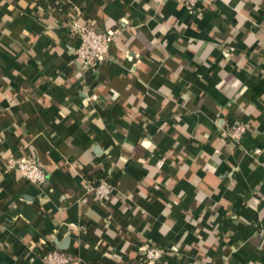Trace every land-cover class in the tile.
<instances>
[{
    "label": "crops",
    "instance_id": "obj_1",
    "mask_svg": "<svg viewBox=\"0 0 264 264\" xmlns=\"http://www.w3.org/2000/svg\"><path fill=\"white\" fill-rule=\"evenodd\" d=\"M70 22L118 30L114 61L84 70ZM149 245L160 264H264V0H0V264H145Z\"/></svg>",
    "mask_w": 264,
    "mask_h": 264
},
{
    "label": "built area",
    "instance_id": "obj_2",
    "mask_svg": "<svg viewBox=\"0 0 264 264\" xmlns=\"http://www.w3.org/2000/svg\"><path fill=\"white\" fill-rule=\"evenodd\" d=\"M179 4L185 6L192 14L204 4H214L218 0H176ZM67 28L77 38L78 45L74 48L75 60L86 71H98V68L103 64H108L114 61L112 55V46L115 37L119 33L118 30H106L95 23L77 24L70 22ZM90 100H99L98 96L94 95ZM250 128L243 122H235L232 125L223 127L222 136L232 140L235 143H240L244 136L249 132ZM254 155H261L263 149H256ZM9 165L15 167L18 172L28 180L29 183L45 188L48 178L45 171L38 165L34 157L26 154H21L19 157H11ZM114 184L107 180H101L98 183L88 184L86 189L91 192L95 199L99 202H104L109 198L114 190ZM143 261L145 264H160L167 252L164 249L155 246H147L141 249ZM34 259H37L41 264H77L75 256L58 250L52 251H37L34 254Z\"/></svg>",
    "mask_w": 264,
    "mask_h": 264
},
{
    "label": "water",
    "instance_id": "obj_3",
    "mask_svg": "<svg viewBox=\"0 0 264 264\" xmlns=\"http://www.w3.org/2000/svg\"><path fill=\"white\" fill-rule=\"evenodd\" d=\"M60 248H62V246H59Z\"/></svg>",
    "mask_w": 264,
    "mask_h": 264
},
{
    "label": "trees",
    "instance_id": "obj_4",
    "mask_svg": "<svg viewBox=\"0 0 264 264\" xmlns=\"http://www.w3.org/2000/svg\"><path fill=\"white\" fill-rule=\"evenodd\" d=\"M52 251V250H51Z\"/></svg>",
    "mask_w": 264,
    "mask_h": 264
}]
</instances>
